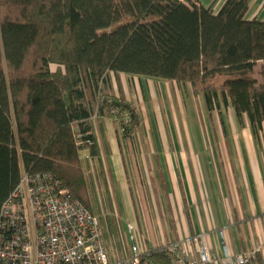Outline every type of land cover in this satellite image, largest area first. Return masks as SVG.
<instances>
[{
	"label": "trees",
	"instance_id": "obj_1",
	"mask_svg": "<svg viewBox=\"0 0 264 264\" xmlns=\"http://www.w3.org/2000/svg\"><path fill=\"white\" fill-rule=\"evenodd\" d=\"M250 1L214 13L197 0H0V213L22 171L94 213L80 161L83 150L97 154L93 116L127 114L124 138L140 123L122 97L104 95L110 75L189 87L208 113L229 105L259 129L264 21L245 19ZM147 259L170 264L159 248Z\"/></svg>",
	"mask_w": 264,
	"mask_h": 264
},
{
	"label": "crops",
	"instance_id": "obj_2",
	"mask_svg": "<svg viewBox=\"0 0 264 264\" xmlns=\"http://www.w3.org/2000/svg\"><path fill=\"white\" fill-rule=\"evenodd\" d=\"M197 1L218 13L226 0ZM245 19L264 21V0H251ZM105 90L132 103L143 123L122 142L107 120L93 125L97 173H109L99 190L106 212L122 216L127 241L129 224L143 252L187 240L194 252L198 239L219 258L264 261V123L252 128L232 109L217 111L213 125L208 112L198 121L183 106L194 98L189 87L171 81L110 75ZM110 232L115 239L111 222Z\"/></svg>",
	"mask_w": 264,
	"mask_h": 264
},
{
	"label": "built area",
	"instance_id": "obj_3",
	"mask_svg": "<svg viewBox=\"0 0 264 264\" xmlns=\"http://www.w3.org/2000/svg\"><path fill=\"white\" fill-rule=\"evenodd\" d=\"M129 255L109 260L99 218L48 176L21 172L0 213V264H152L127 225ZM159 248L170 264H249L254 255L212 254L198 239Z\"/></svg>",
	"mask_w": 264,
	"mask_h": 264
},
{
	"label": "rangeland",
	"instance_id": "obj_4",
	"mask_svg": "<svg viewBox=\"0 0 264 264\" xmlns=\"http://www.w3.org/2000/svg\"><path fill=\"white\" fill-rule=\"evenodd\" d=\"M55 67H52V70H55ZM259 72V68H256V73L258 74ZM256 79L258 81H260L259 76H256ZM103 92L104 95L108 98L113 99L112 95H110L108 92H106L105 87L103 88ZM106 92V93H105ZM121 98V96H119V99ZM121 100V99H120ZM187 102V101H186ZM131 107L135 110V114L138 117L140 123L138 125V127H132L130 136L127 138H124L123 136V132L121 129V126L125 125V123L127 125L131 124L132 120L129 118V116L127 114L124 115H119L117 116L116 113H111V115L114 118V121L112 119H109L108 117H104L103 119L107 120L106 122L108 124H106L107 127H113L115 129V135L116 138L119 142H122L123 140H127L130 138H132L133 134L135 132H139L140 128L142 127L141 125V119L139 117V114L137 112V109L133 106L132 103L128 102ZM185 105L190 106V108L192 107V110L194 112V114L196 115V119H198V121H201V113L205 112V114L207 115V109L206 106L204 104V101L202 99V97H200V99L197 98H193L190 99L189 102H187V104H184L183 102V106L185 108ZM232 109L229 105L228 106H223L221 105L220 108H218L216 111L214 110L213 113H208L209 116V121H210V125H213V122L217 121V118L215 117V113H217V111H228ZM166 115V114H165ZM129 118V119H128ZM165 121L169 122L170 119L169 117L166 115ZM145 121H147L145 119ZM99 122V118L96 116V114L93 116V119L91 120L92 126H97ZM110 124V125H109ZM110 129V128H109ZM96 149H98L97 147V143H96ZM96 156H90L87 150H83L80 152V161H81V166H83L82 168V173L84 175L85 178V185H86V194L87 197L89 199L90 202V206L93 208L94 214L96 213L97 217L99 218V223L105 233V246H106V250L108 253V258L109 260H113V258L116 259H123L124 257H126L127 255H129L128 251H129V244L128 241L126 239V230L125 228H123V223H122V216L120 214H118L117 216H110L106 211V205H105V200L103 199L104 195L103 193L99 190L101 189L100 186V178L101 175L104 176V174L109 176V173H104V171H102L101 173H97V166L95 165V159L97 158ZM95 158V159H94ZM103 158L105 157V154L103 153ZM103 197V198H102ZM109 203V202H108ZM113 211V210H111ZM113 213V212H112ZM116 218L118 219V222H116ZM110 222L113 224L114 228L116 229V235H115V239H113L114 236H112L111 232H110ZM105 229V230H104ZM120 229V230H119ZM120 231L122 232V234L124 235H120ZM108 235V236H107Z\"/></svg>",
	"mask_w": 264,
	"mask_h": 264
}]
</instances>
